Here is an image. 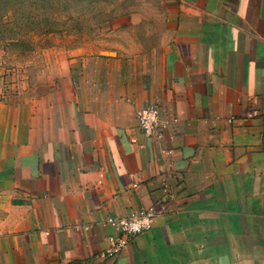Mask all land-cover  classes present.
Wrapping results in <instances>:
<instances>
[{"label":"crops","instance_id":"0c3cea01","mask_svg":"<svg viewBox=\"0 0 264 264\" xmlns=\"http://www.w3.org/2000/svg\"><path fill=\"white\" fill-rule=\"evenodd\" d=\"M161 7L0 78V264H264V0ZM151 104L160 138L137 121ZM148 209L105 256L106 220Z\"/></svg>","mask_w":264,"mask_h":264},{"label":"rangeland","instance_id":"374dc122","mask_svg":"<svg viewBox=\"0 0 264 264\" xmlns=\"http://www.w3.org/2000/svg\"><path fill=\"white\" fill-rule=\"evenodd\" d=\"M163 0H0L13 7L11 30L0 34V78L24 81L26 64L47 48L92 54L121 42L114 30L123 17L136 19L135 31L154 28ZM106 51V50H105Z\"/></svg>","mask_w":264,"mask_h":264},{"label":"built area","instance_id":"2783aa9c","mask_svg":"<svg viewBox=\"0 0 264 264\" xmlns=\"http://www.w3.org/2000/svg\"><path fill=\"white\" fill-rule=\"evenodd\" d=\"M137 121L142 132L148 137L160 138L161 119L158 107L154 104L147 105L137 110ZM155 210H140L131 212L128 215L109 218V224L113 232L109 236L110 245L104 252L105 256H112L123 250L131 241L134 235L149 229L155 218Z\"/></svg>","mask_w":264,"mask_h":264},{"label":"trees","instance_id":"16d2710c","mask_svg":"<svg viewBox=\"0 0 264 264\" xmlns=\"http://www.w3.org/2000/svg\"><path fill=\"white\" fill-rule=\"evenodd\" d=\"M13 7L8 2L4 7H0V34L11 30Z\"/></svg>","mask_w":264,"mask_h":264}]
</instances>
